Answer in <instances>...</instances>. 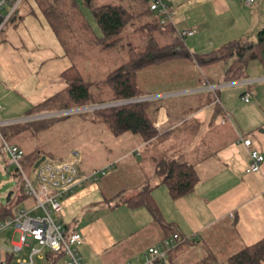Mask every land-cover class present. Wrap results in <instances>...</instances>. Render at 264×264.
Returning a JSON list of instances; mask_svg holds the SVG:
<instances>
[{"label": "crops", "instance_id": "1", "mask_svg": "<svg viewBox=\"0 0 264 264\" xmlns=\"http://www.w3.org/2000/svg\"><path fill=\"white\" fill-rule=\"evenodd\" d=\"M30 2L22 3L0 32V102L3 105L0 119L31 117L27 121L33 123L32 127L15 136V141L31 154L32 160H35V150L41 158L55 157L57 163L76 160L79 170L85 174L111 165L105 175L86 181L65 200V215L61 221L67 231H79L83 235V242L78 245L82 264H151L148 249L159 245L165 237L163 224L156 221L144 205L131 207L118 202V195L129 198L146 190L151 192L163 223L184 238L170 252L166 264H230L233 255L262 240L264 163L260 173L247 172L250 148L242 139L250 137L252 147L264 154V52L261 58L247 65L243 78L234 81L225 80V72L233 59L198 61L194 56L172 59L177 62L171 66L175 83L158 84L149 90H145L141 82L145 86L146 82L157 81L160 73L157 69L171 59L139 69L137 78L143 93L139 97H151L147 101L149 115L157 134L150 140L131 132L116 135L95 113L97 108H62L68 100L65 95L70 85L64 73L72 66L84 75L90 91H95V83L100 78L98 68L108 72V67L113 66L89 60L88 65L82 67L68 53L70 47L54 32L36 3ZM167 2L174 10L172 25L175 29L195 30L193 35L183 37L192 55L219 50L232 41L258 42L260 32L264 31V0L251 4L247 0ZM29 18L46 34L49 43L55 45V54L34 59L29 53H23L24 49L32 52L19 31V25ZM85 49V59L95 53L88 46ZM33 56L36 57L34 53ZM150 68L156 70L152 72ZM148 69L150 71L145 73ZM246 92H251L249 101L243 99ZM58 95L65 97L56 100ZM91 111L98 117L99 124L90 121L93 124L81 130L88 135L73 137L68 142L65 141L67 136H63L53 153L38 144L50 124L35 121L48 117L59 120L72 113L81 114L85 121ZM59 127L62 131L66 129ZM89 144L97 151L88 156ZM60 148L63 150L58 153ZM80 150H83L82 155ZM88 157L98 163L90 159V163H85ZM0 159L7 164L5 171L11 173L8 156L1 150ZM163 159L185 162L195 168L198 182L192 192L177 199L171 197L164 183L165 171L159 166ZM20 190L17 197H14L15 190L11 200H6L9 207L13 208L14 199L17 204L22 197H31L25 191L24 196L19 195ZM12 212L14 216L13 209ZM8 233L11 234L10 245ZM15 236L19 239L15 240ZM20 241L21 234L13 226L0 230V261L11 258L16 264L20 260H25L26 264H65L69 260L67 255H57L48 248L35 252L40 246L33 240L15 250ZM26 248L27 255L20 256Z\"/></svg>", "mask_w": 264, "mask_h": 264}, {"label": "trees", "instance_id": "2", "mask_svg": "<svg viewBox=\"0 0 264 264\" xmlns=\"http://www.w3.org/2000/svg\"><path fill=\"white\" fill-rule=\"evenodd\" d=\"M23 1L25 3L30 2V0ZM33 1L43 12L58 37L66 46L68 45V48L70 47L68 49L70 55L76 56L83 51V48H79L81 51L78 50V44H74L76 39L81 41V38L86 45H89L90 50L96 53V56L97 53H104V50L128 53L126 61L112 65L111 68L108 67V72H106L107 69L98 68L100 78L95 83V91L89 90V84L84 75L76 67L72 66L66 71L64 77L70 85L65 95L68 100L62 107L63 109L102 106L107 103L139 97L143 93L138 83V70L175 58H192L194 56L198 61L233 59L225 72V80H238L244 77L247 65L251 61L261 58L264 52V31H262L258 42L232 41L219 50L192 55L186 49L184 39L178 34L175 27L169 22L162 24L161 18L150 9L149 0ZM83 4L90 8L99 31L93 28L88 21L82 9ZM21 17L23 18L24 15ZM105 72L106 75H104ZM97 91L103 94L101 98L96 96ZM64 97L58 95L56 100ZM51 101L53 98L49 99L48 103ZM149 108V102L144 101L100 107L95 109V113L104 119L116 135L131 132L141 135L145 140H150L156 136L157 130L150 118ZM32 125L33 123L30 121H23L2 127V133L6 139L25 151L24 157L27 152L15 141V136L30 129ZM33 153L35 160H32L31 156H29L30 159L27 158L32 168L41 159L38 151L35 150ZM159 166L165 171L164 183L167 184L172 198H180L194 190L198 182V175L192 165L163 159ZM18 174L20 173L15 175L18 176ZM21 191H25L23 182ZM118 196V202H124L131 207L146 206L154 219L163 224L166 230L164 238L173 233H178L169 224L163 223L161 212L149 190L129 198H124L122 195ZM12 216V208L0 199V220H6ZM56 254L62 255L63 253ZM229 260L230 264H264V238L241 249ZM10 262L11 258H8L4 264Z\"/></svg>", "mask_w": 264, "mask_h": 264}, {"label": "built area", "instance_id": "3", "mask_svg": "<svg viewBox=\"0 0 264 264\" xmlns=\"http://www.w3.org/2000/svg\"><path fill=\"white\" fill-rule=\"evenodd\" d=\"M255 0H247L248 4ZM23 0H0V32L8 24L10 19L17 13ZM150 9L160 18L161 23L173 24L174 10L167 0H149ZM182 37L193 35L194 29L177 31ZM151 97H139L130 100L116 101L102 106H93L95 108L116 106L126 103L144 102ZM251 92H246L243 99L249 101ZM3 108L0 102V110ZM29 118H17L7 121L0 120V145L1 152L7 154L8 163L16 166L21 174L25 193L36 201V207L33 210L21 208L18 209L13 217L0 221V230L7 226H13L21 234V244L15 245V250L22 245L28 244L33 240L40 246L35 252L48 248L55 253H63L69 257L65 264H82V257L78 250V245L83 242V235L79 231H67L63 226L61 219L65 215V200L71 196L86 181L98 178L99 175H105L111 167L108 165L104 169L85 174L79 170L76 160H67L59 163H53L46 159L35 168L33 176L30 177L24 170L21 159L25 151L18 145L10 143L2 133V127L29 120ZM245 146L250 148V166L248 173H260L264 163V154L257 148H253V140L250 137L242 139ZM78 159V152H74ZM40 210V213H36ZM184 238L180 233H173L164 238L159 245L148 249V261L151 264H166L170 252L181 244ZM32 262V259H31ZM6 263L1 261V264ZM18 264H26L25 260H20Z\"/></svg>", "mask_w": 264, "mask_h": 264}, {"label": "rangeland", "instance_id": "4", "mask_svg": "<svg viewBox=\"0 0 264 264\" xmlns=\"http://www.w3.org/2000/svg\"><path fill=\"white\" fill-rule=\"evenodd\" d=\"M82 9L84 11V14L86 15L88 21L92 24L93 28H95L97 31H99V27L97 25V22L90 10V8L86 7L84 4L82 5ZM34 20L32 18H29L26 22L21 23V25H19V31L21 33V35L26 39V43L29 46V50H31L32 52H28L24 49L23 53H29L34 59H42L45 57H48L50 55L55 54L57 51L55 49V45H51L49 43V40L47 38V36H45L46 34L40 32L36 27H35V23L33 22ZM9 27V26H8ZM8 30V29H7ZM6 30V31H7ZM52 37V36H51ZM53 39V38H52ZM49 43V44H48ZM58 43V42H57ZM78 45V48H83V50H85V46L86 45L84 43V40L81 38V41L76 39V42ZM84 43V44H82ZM122 51V50H121ZM36 55V57L33 56ZM84 52H81L80 54H77L76 56H74L76 59L75 61L79 62L80 65L83 67L87 64V62L89 60L91 61H98L99 63H106V65H117L120 62L126 61L128 58V53H125L124 51L120 52L117 50H111L108 51L106 53H93L92 56L90 58L85 59L87 56H83ZM183 59L185 60V58H176L174 60H180ZM171 62H166L163 63L162 66L157 69L158 71H160L159 76L157 81L154 80L152 81V83L150 82H146V85L144 86L143 83L141 82L143 88H145V90H149V89H153L155 87H157V85L159 84V86H166L167 84L169 85L170 83L173 84L175 83V80L173 78V74L172 72L174 71V68H172L171 66H175V63L177 62H172V59L169 60ZM224 63V62H222ZM2 68L0 67V70ZM151 71H155L156 68H150ZM150 69L146 70L145 73H147L148 71H150ZM179 70V69H178ZM184 70V69H183ZM4 78L8 81V77L4 72ZM154 85V87H153ZM147 88V89H146ZM105 96H107L106 94H104ZM98 97H102L103 94L101 92L97 91V95ZM4 104L7 105V102H4ZM94 111V110H92ZM90 112V116L84 121L83 119H81L80 116L81 114H76L74 115V113L72 114H68L65 115L63 117H61L59 120L58 118H40L38 122H42L43 124L49 123L50 125L48 126L49 129H47L48 131L45 132V135H41L42 137H40V139L38 140V144L40 145L41 148H44L46 152H55L58 148V144L61 141V138L63 136H67L65 137V141H70L72 140L73 137L76 136H83V135H88L89 133H83V131L81 130H85L86 129V125H91L93 124L92 122H96L98 125L99 124V120L98 117L96 115H94V112ZM18 118V117H16ZM2 121V119H0ZM92 121V122H90ZM101 122V121H100ZM59 125L65 126L66 129H64V131H62L59 127ZM78 143V141L80 140L79 137H77L75 139ZM81 143V142H79ZM1 144V143H0ZM90 146L87 147L86 149V155L89 156V154L91 155L92 152L95 150V147L92 146L91 144H89ZM63 149L60 148L58 153H60ZM81 155L83 154V150H80ZM94 154V153H93ZM30 155L27 154L23 159H21V164L25 170V172L32 177L33 176V168L31 167V164H29V161H27V158L30 159L29 157ZM92 160L94 159L93 157H88L87 160L85 161V163H90L88 160ZM49 161L56 163L58 162L57 159H55V157H51L48 159ZM94 164H97L98 161L92 160ZM92 164V163H91ZM7 164L2 161L0 159V199L2 202L6 203L7 200V196L12 192L16 190V193L14 195V197H17V193L18 190H20L23 179L21 174H18V176H16L15 174L18 173L16 166L14 165H10L8 164V168L10 170L11 173H7L5 171V166ZM110 171V170H109ZM122 180V179H120ZM24 192H22L20 190L19 195L24 196L23 195ZM13 206V211L16 213L18 211V209L21 208H25V209H31L36 205V201L34 198L28 197H22L21 200L16 204V199H14V203L12 204ZM41 212L40 210L37 211L36 213ZM11 234L8 233L7 237H8V244L10 245L9 241L11 239ZM15 240H18L19 237L15 236L14 237ZM37 245V244H36ZM35 245V246H36ZM38 246V245H37ZM28 253V248H26L24 251H22L19 255L23 256V255H27ZM10 264H16V260L14 259V261H12Z\"/></svg>", "mask_w": 264, "mask_h": 264}, {"label": "water", "instance_id": "5", "mask_svg": "<svg viewBox=\"0 0 264 264\" xmlns=\"http://www.w3.org/2000/svg\"><path fill=\"white\" fill-rule=\"evenodd\" d=\"M46 157H42L40 160L37 161L35 167H38L40 165L41 162L45 161ZM13 196V192H11L8 196H7V202H9L11 200Z\"/></svg>", "mask_w": 264, "mask_h": 264}]
</instances>
